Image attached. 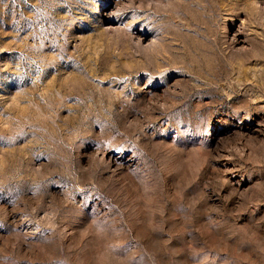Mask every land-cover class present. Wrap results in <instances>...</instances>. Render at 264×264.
<instances>
[{"label":"rangeland","instance_id":"1","mask_svg":"<svg viewBox=\"0 0 264 264\" xmlns=\"http://www.w3.org/2000/svg\"><path fill=\"white\" fill-rule=\"evenodd\" d=\"M0 264H264V0H0Z\"/></svg>","mask_w":264,"mask_h":264}]
</instances>
